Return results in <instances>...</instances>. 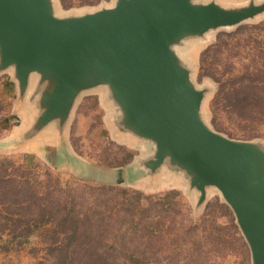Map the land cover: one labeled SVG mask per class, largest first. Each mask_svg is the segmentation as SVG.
<instances>
[{"label":"water","instance_id":"1","mask_svg":"<svg viewBox=\"0 0 264 264\" xmlns=\"http://www.w3.org/2000/svg\"><path fill=\"white\" fill-rule=\"evenodd\" d=\"M264 11V0H113L60 13L58 0H0V69L11 67L23 122L9 145L44 140L45 158H70L67 139L78 97L103 88L106 120L146 152L112 168L111 183H152L174 175L197 191L217 188L250 251L264 264V146L227 136L201 116L196 86L176 46ZM79 163V162H77ZM126 171V175H125Z\"/></svg>","mask_w":264,"mask_h":264},{"label":"rangeland","instance_id":"2","mask_svg":"<svg viewBox=\"0 0 264 264\" xmlns=\"http://www.w3.org/2000/svg\"><path fill=\"white\" fill-rule=\"evenodd\" d=\"M216 1L238 6L249 0ZM112 2L58 0V7L60 13H81ZM218 34L219 48L203 55ZM176 52L190 68L196 86L205 90L202 118L227 136L258 140L264 146V112L251 111L247 117H240L223 103L215 104L219 83L207 73L224 70L222 76L226 77L242 72L246 66L251 72L264 67V11L237 25L211 29L204 37L188 38L176 46ZM103 94V88L81 94L71 112L69 143L88 162L74 163L75 172L52 165L28 146L9 145L6 138L18 130L24 116L17 104L12 68L0 69V159L14 162L17 173L29 172L40 191L50 184L60 198L73 194L72 208L76 212L96 216L101 211L104 225L99 222L94 242L112 252L108 264H251L247 242L217 188L208 187L204 201L196 206L197 191L174 175L152 183L108 182L112 166L125 165L146 150L144 143L121 139L112 132L106 120L110 106ZM97 185L115 189L104 194L95 188ZM8 187L6 183L0 187L4 199ZM8 214L6 204L0 203V264H51L52 255L47 250L51 232L40 226L14 238L9 232ZM74 261L69 264H77Z\"/></svg>","mask_w":264,"mask_h":264},{"label":"trees","instance_id":"3","mask_svg":"<svg viewBox=\"0 0 264 264\" xmlns=\"http://www.w3.org/2000/svg\"><path fill=\"white\" fill-rule=\"evenodd\" d=\"M220 38L221 34H218L216 42L207 46L202 54L219 48ZM207 73L219 83L213 98L215 104L223 103L240 117H247L251 111L264 112L263 65L252 72L246 66L242 72L229 73L226 77L222 76L224 70H208ZM15 168L10 159H0V187L3 183L9 185L5 191L6 198L0 194V203L6 204L9 212L7 221L11 236H25L42 226L51 232L47 244L53 259L51 264H69L74 260L77 264H108L107 259L112 252L94 242L100 228L99 222L104 225L101 211L96 216L85 211L76 212L72 208L75 202L73 194L69 198H60L54 194L55 188L50 184L44 186V191H40L37 181L29 172L17 173ZM95 188L104 194L115 189L106 185H97Z\"/></svg>","mask_w":264,"mask_h":264},{"label":"crops","instance_id":"4","mask_svg":"<svg viewBox=\"0 0 264 264\" xmlns=\"http://www.w3.org/2000/svg\"><path fill=\"white\" fill-rule=\"evenodd\" d=\"M67 139H68V132H67ZM68 142H69V140H68ZM28 147H30L32 150H34V151H36V152H38L39 154H41V156H45V151L46 150H43L42 149V146H44V140H41V141H36V142H32V143H29L28 145H27ZM69 147H70V159L69 160H67V161H65V159H63V157L62 156H58V157H56L55 159H53V162L56 164V165H58V166H61V167H66V168H71L72 170H74V163H76V164H79V163H85V164H88V162L83 158V157H80L79 155H77L74 151H73V149H72V147H71V145H70V143H69ZM134 158V157H133ZM132 158V159H133ZM131 159V160H132ZM130 160V161H131ZM77 162H79V163H77ZM128 164V163H127ZM127 164H125L124 166L126 167V165ZM114 166H112L111 168H110V170H109V177H108V182L109 183H111V173H112V168H113ZM75 171V170H74ZM75 172H77V171H75ZM79 174V173H78ZM81 175V174H80ZM125 175H126V171H125ZM83 176V175H82ZM135 184V183H134Z\"/></svg>","mask_w":264,"mask_h":264}]
</instances>
